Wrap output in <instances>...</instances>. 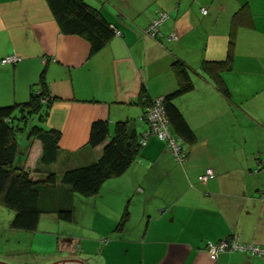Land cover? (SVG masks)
<instances>
[{
    "label": "crops",
    "instance_id": "1",
    "mask_svg": "<svg viewBox=\"0 0 264 264\" xmlns=\"http://www.w3.org/2000/svg\"><path fill=\"white\" fill-rule=\"evenodd\" d=\"M87 1L115 28L97 52L86 38L61 32L47 0H0V106L21 105L33 88L46 86L53 102L40 124L58 135V158L43 165L42 143L31 132L39 120L18 121L15 165L37 178L48 172L61 177L99 160L106 143L89 144L98 120L109 122L111 134L127 122L140 142L149 129L146 108L178 89L180 64L193 88L174 104L196 140L183 145L187 158L179 163L167 142L151 136L95 196L74 195L69 224L47 214L36 231L16 230L14 211L0 204L1 239L19 233L27 248L21 251L20 242L12 254L45 253L41 264L67 257L90 264H264L238 251L213 260L207 250L209 242L231 237L264 247V167L256 170L264 158V0ZM161 12L168 17L154 38L148 29ZM232 39L226 95L201 66L224 60ZM11 55L19 60L2 63ZM16 111L20 115L21 107ZM209 168L214 176L200 181ZM44 220L58 226L47 251L36 243Z\"/></svg>",
    "mask_w": 264,
    "mask_h": 264
},
{
    "label": "trees",
    "instance_id": "2",
    "mask_svg": "<svg viewBox=\"0 0 264 264\" xmlns=\"http://www.w3.org/2000/svg\"><path fill=\"white\" fill-rule=\"evenodd\" d=\"M47 2L61 32L86 38L93 52L102 49L115 35L112 24L87 0ZM233 45L232 39L224 60L205 61L201 66L202 71L226 95H230V92L223 73L232 70ZM177 67L179 87L163 97L171 131L181 138L183 146L194 143L196 135L174 104V99L191 90L193 81L184 64ZM52 102L53 98L47 87L41 86L39 89L33 88L30 99L21 105L0 106V204L14 211L12 228L16 230L36 231L42 216L47 214H55L59 219L71 222L74 216V195L95 196L105 180L122 174L131 165L142 146L127 122L117 123L111 134L109 122L98 120L92 124L89 144L96 147L106 143L99 160L70 168L61 177L48 172L44 178H37L30 170L15 165L19 153L16 135L21 130L18 121L32 118L39 120V124L33 126L31 132L42 143L41 164H52L59 154L58 135L40 124L48 116ZM18 106L21 107L19 116L15 113ZM62 185L65 190H59ZM127 217L128 212H125L121 225Z\"/></svg>",
    "mask_w": 264,
    "mask_h": 264
},
{
    "label": "built area",
    "instance_id": "3",
    "mask_svg": "<svg viewBox=\"0 0 264 264\" xmlns=\"http://www.w3.org/2000/svg\"><path fill=\"white\" fill-rule=\"evenodd\" d=\"M203 13L207 14V9L203 8ZM168 13L161 12L154 18L149 26L148 33L158 38L160 35V28L167 19ZM119 33V32H117ZM176 38V36H173ZM19 60L18 56H7L2 60V63H16ZM149 124V129L143 134L140 144L144 146L147 144L151 136H155L162 141L167 142L171 152L175 156L177 162L182 163L187 158V152L183 148L181 138L175 135L170 128V122L164 109V97H158L152 100L150 105L146 108L145 117ZM264 167V158L260 160L257 171ZM214 176L213 170L209 168L204 174L200 176V180L206 182ZM207 250L210 257L216 260L223 252L238 251L247 252L253 256H259L264 259V247L253 244L242 243L236 237L223 239L217 243L209 242Z\"/></svg>",
    "mask_w": 264,
    "mask_h": 264
},
{
    "label": "rangeland",
    "instance_id": "4",
    "mask_svg": "<svg viewBox=\"0 0 264 264\" xmlns=\"http://www.w3.org/2000/svg\"><path fill=\"white\" fill-rule=\"evenodd\" d=\"M16 115L19 116V112L16 111L15 112ZM36 118H34L33 122H37V119L35 120ZM30 134V132L28 133V135ZM27 135V136H28ZM26 140H27V137H26ZM28 141V140H27ZM50 216V215H48ZM46 218H51V217H46ZM56 222V221H54ZM61 224H69L63 220H60ZM56 224V223H55ZM53 222L51 221H46L44 220V223L42 225V229L43 230H39V236L37 235L36 237V243L37 245L40 246L41 249H46V251L49 249V250H52L53 248V241L51 240L52 239V234L51 233H54V232H57L58 231V226L55 225ZM41 228V227H40ZM76 229V228H75ZM80 229V228H78ZM51 232V233H50ZM27 234V232H24ZM6 236L3 237L1 239V234H0V261H16L17 263H20V264H25V262H21V260H27V261H31L30 263L33 264V262H39L44 260L45 259V253H41L40 255H37L34 253H21L20 256L19 255H13L12 254V249L19 245L20 242H22V244L18 247H21V251L26 249L27 248V245L23 243L22 241V237L18 236L17 234V237H11L9 233L6 232ZM41 238H44V240L46 241V243H44ZM24 239H26V236H24ZM47 240H51L50 243H47ZM39 249V248H38ZM26 251V250H25ZM35 251V250H34ZM43 251V250H41ZM44 254V255H43ZM21 259V260H20ZM29 264V263H28Z\"/></svg>",
    "mask_w": 264,
    "mask_h": 264
},
{
    "label": "water",
    "instance_id": "5",
    "mask_svg": "<svg viewBox=\"0 0 264 264\" xmlns=\"http://www.w3.org/2000/svg\"><path fill=\"white\" fill-rule=\"evenodd\" d=\"M0 264H8L5 262L0 261ZM52 264H90L87 261L77 258V257H67L61 260H58Z\"/></svg>",
    "mask_w": 264,
    "mask_h": 264
}]
</instances>
